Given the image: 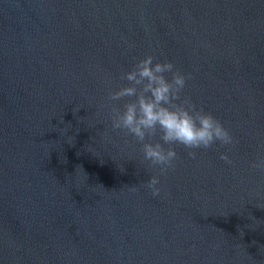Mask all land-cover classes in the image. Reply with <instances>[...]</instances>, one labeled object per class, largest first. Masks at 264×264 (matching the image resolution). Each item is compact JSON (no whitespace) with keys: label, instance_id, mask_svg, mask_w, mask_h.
Returning a JSON list of instances; mask_svg holds the SVG:
<instances>
[{"label":"water","instance_id":"obj_1","mask_svg":"<svg viewBox=\"0 0 264 264\" xmlns=\"http://www.w3.org/2000/svg\"><path fill=\"white\" fill-rule=\"evenodd\" d=\"M148 55L232 145L160 175L112 130ZM260 158L264 0H0V264H264Z\"/></svg>","mask_w":264,"mask_h":264},{"label":"clouds","instance_id":"obj_2","mask_svg":"<svg viewBox=\"0 0 264 264\" xmlns=\"http://www.w3.org/2000/svg\"><path fill=\"white\" fill-rule=\"evenodd\" d=\"M154 59L148 55L136 62L131 71L121 77L128 85L110 91L108 100L124 101L134 97L124 102L122 109L111 108V128L134 137L142 145L143 159L148 166L159 168L160 175H165L175 167L177 159L171 145L183 146L189 150V157L195 159L194 150H207L217 143L232 145L234 137L212 113L198 108L190 97L182 98L188 77L176 70L173 63H154ZM166 74H171V78ZM157 135L159 140L152 142ZM220 159L232 163L227 155H221ZM252 167L264 171V158ZM158 184V176H152L146 184L154 197L161 193Z\"/></svg>","mask_w":264,"mask_h":264}]
</instances>
